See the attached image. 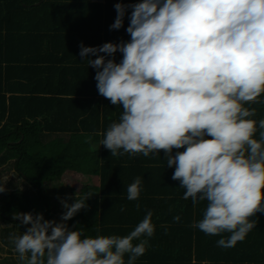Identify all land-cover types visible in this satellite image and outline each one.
Listing matches in <instances>:
<instances>
[{"label":"clouds","instance_id":"1","mask_svg":"<svg viewBox=\"0 0 264 264\" xmlns=\"http://www.w3.org/2000/svg\"><path fill=\"white\" fill-rule=\"evenodd\" d=\"M114 7L110 28L116 30L132 9L130 40L81 42L79 53L96 69L98 93L122 106L100 145L112 156L148 157L163 150L183 198H191L194 207L206 201L203 218L191 226L207 235L230 233L217 245L234 247L255 228L251 218L264 212V119L257 122L256 109L246 106L264 94V0H138ZM6 183L0 179V193ZM141 184L137 177L127 187L128 200L139 198ZM92 195H75L71 203L61 199L65 211L59 221L15 213L13 220L29 225L12 237L19 261L135 264L155 232L152 211L127 235L84 236L67 221Z\"/></svg>","mask_w":264,"mask_h":264},{"label":"trees","instance_id":"2","mask_svg":"<svg viewBox=\"0 0 264 264\" xmlns=\"http://www.w3.org/2000/svg\"><path fill=\"white\" fill-rule=\"evenodd\" d=\"M117 2L138 0H0V172L18 185L0 193V223L23 233L29 225L13 220L18 211L59 221L61 199L91 193L87 207L67 221L84 236L127 235L152 211L155 232L135 264H264V212L251 218L257 224L242 241L220 247L230 233L207 235L191 226L203 218L206 201L194 207L183 198L163 150L112 156L100 145L122 106L98 93L96 69L82 61L80 44L130 40L131 7L123 27L110 28ZM258 99L246 105L256 109L257 122L264 119V94ZM137 177L140 195L130 201L127 187Z\"/></svg>","mask_w":264,"mask_h":264},{"label":"rangeland","instance_id":"3","mask_svg":"<svg viewBox=\"0 0 264 264\" xmlns=\"http://www.w3.org/2000/svg\"><path fill=\"white\" fill-rule=\"evenodd\" d=\"M1 179H7L6 189L11 187L12 182L16 184V181L13 180V177H9L8 174H1ZM18 183V182H17ZM18 185L16 184V187ZM0 264H22L18 259V253L14 250V244L12 242L13 235H20L21 230L17 228L15 232H12L8 228L11 227V224H4L2 221L0 223Z\"/></svg>","mask_w":264,"mask_h":264}]
</instances>
